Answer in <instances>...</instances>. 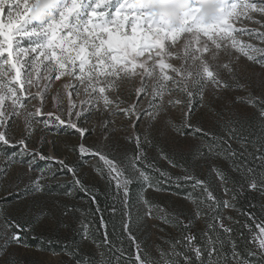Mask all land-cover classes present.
<instances>
[{
  "label": "snow or ice",
  "instance_id": "6c2138e0",
  "mask_svg": "<svg viewBox=\"0 0 264 264\" xmlns=\"http://www.w3.org/2000/svg\"><path fill=\"white\" fill-rule=\"evenodd\" d=\"M181 2L60 0L55 7L41 5L37 20L29 11L34 0H0V189L5 192L0 199H35L45 192L42 181L66 172L95 213L64 205L62 215H93L91 221H80L82 240L109 253L99 251V261L77 258L78 247L41 235L35 251L49 255L31 264H264V204L259 214L256 204L250 203L247 212L237 206L245 190L264 196V95L250 90L244 97L229 95L248 88L238 75L249 72L248 64L258 66L260 71L249 75L264 87V0H208L207 16L198 0H188L176 23L151 11L160 8L171 15ZM124 85L127 96L121 91ZM237 103L257 109L255 124L238 114ZM93 115L101 119L99 135L90 141L97 131L96 125L87 126ZM17 121L23 123L19 137L12 131ZM149 150L155 151L152 160ZM69 156L74 157L71 163ZM37 161L45 167L37 170ZM253 162H258L255 167ZM12 165L27 167L29 181L22 189L20 181L5 183ZM204 166L222 196L209 179L195 174ZM88 169L107 185L110 214L120 216V246L109 235L99 189L85 183ZM34 171L39 175L32 178ZM135 182L142 188L133 201L130 186ZM189 184L192 191L183 196L192 205L187 216L168 211L149 195L150 190L180 196L173 188ZM231 211L245 219L226 214ZM47 216L40 213L21 222L0 209V264H14L7 258L9 245L31 247L29 236L36 240L37 228L48 227L41 222ZM201 219L205 228L198 238L191 229ZM160 224L181 231L165 241L169 250L157 245V259L133 227L164 231ZM237 238L245 242L244 251Z\"/></svg>",
  "mask_w": 264,
  "mask_h": 264
},
{
  "label": "rangeland",
  "instance_id": "374dc122",
  "mask_svg": "<svg viewBox=\"0 0 264 264\" xmlns=\"http://www.w3.org/2000/svg\"><path fill=\"white\" fill-rule=\"evenodd\" d=\"M153 0H139V3L142 5H147L152 3ZM188 0H182L180 4L177 5L175 12L171 15H167L163 9L160 8H153L151 11H153L155 14H165L167 16V19L171 23H176L180 17V15L183 14L184 11H186V4ZM198 2L202 5L201 11L202 13L207 16L209 14V8H208V0H198ZM60 3V0H34V4L31 8H29V11L32 12L34 19L39 20L40 14H39V8L41 5H48L50 7H55ZM6 22V17H5ZM239 27L240 25H236ZM249 27H257L254 24H248ZM178 43H181L178 41ZM173 63H178V61H173ZM242 63H247L246 61H243ZM249 72H240L238 73L240 77V83L246 84L248 88L246 90H239L233 93H229L230 96L233 98L235 96H241L244 97L247 95V92L250 90L254 95L260 96L264 95V87H261L258 85V81L255 75H249V73L256 72L258 73L260 69L258 66H254L251 64H248ZM128 86L124 85L122 87V94L124 96L128 95ZM207 99V94H206ZM197 108L199 109V105H197ZM235 108L238 112V114H246L247 120H251L256 123L254 117L257 113V109L250 107L249 105L243 104V103H237L235 105ZM200 111H206V109H199ZM175 115L179 117L180 112L179 110H175ZM101 119L98 115H93L89 117L88 121V127H92L93 125L97 126V131L92 133L89 140H94L99 135V124L98 121ZM215 119V117H213ZM229 119V116L227 113L224 115V120ZM118 125L121 123L120 120H117L116 122ZM205 128H208L210 126L209 121H205L204 125ZM23 130V123L22 121H17L16 124L13 125L12 131L15 133L17 137L21 135V132ZM215 131L219 132V128H214ZM126 133L124 132H118L117 135L124 136ZM223 135V133H220ZM39 133H37V136ZM121 143H124L121 141ZM193 144L199 143L198 141H192ZM35 144V138L33 139V146ZM233 147H237L238 145L233 141L232 142ZM11 151V149H9ZM155 157V151L149 150V160H152ZM74 157L69 156L68 162L71 163L73 161ZM158 165L162 167H168V165L163 161H156ZM0 165H3V158H0ZM45 167L44 161H37L35 168L38 170L40 168ZM173 172L174 175H181L179 169H169ZM195 174L199 176L202 179H209L212 183L213 187L215 188L216 194L218 196H222L223 194L220 192L219 188L216 187V183L214 179L208 175L207 172V166L204 167H197L195 170ZM27 172V167H21L19 165H12L11 169L9 170L8 178L5 181V183H15L16 181H20V188L22 189L25 184L29 181V175L25 174ZM88 175L85 177V183H89L91 185H94L95 188L99 189V192H104L106 194L107 202H112L111 196L108 193L107 185L104 181H101L98 177H96V174L92 172L90 169L87 170ZM39 175L38 171H34L31 173L32 178H35V176ZM50 174L45 173V176H49ZM72 177L70 174L65 173H57V175L54 178L45 179L42 181L45 184V192L43 195H40L33 199V197L29 196L26 199H22L19 202H16L13 198L9 197L7 200L0 199V209H4L6 214H22L24 213L25 209H30L29 212L25 213L28 214V216L37 215L40 211V207H43L47 209L48 216L44 218L41 222L45 225H48L47 228L41 230L40 228H37L36 234L37 235H44L49 234L52 232L53 229H57L61 236H64L67 234V224H68V218L64 217L62 219H59L61 216V208L59 205H62L64 202H85L84 198L82 196H86L83 192H80L78 190L73 189V185L71 183ZM131 189H134L135 191V199L137 194L141 191L142 184L140 182H135L131 186ZM173 188V192H174ZM182 190L184 192L180 196H168L167 194H164L163 196H159L156 194H152L149 190L150 197H155L158 202L165 205V207L168 209V211H177L182 212L183 215L187 216L190 215V209L192 208V205L183 198L184 194L191 192L192 188L189 185H185ZM72 192L73 194L71 196H66L65 193ZM5 195V192L0 189V197H3ZM262 200H264V197L262 196ZM56 202V203H55ZM231 212H226V214H231ZM2 222V221H0ZM156 223V222H153ZM202 221L198 220L195 223V228L201 226ZM160 228H163L164 231H159L157 228H149L148 230H144L142 228H138L139 231V238L143 241L144 247L149 251L153 257L159 258L158 253L156 251L157 245L163 247L165 250H169V245L165 243L166 240L170 238H176V232L174 228L169 227L168 225L160 224ZM80 229V222L78 221L75 225V230ZM4 243L3 238L0 237V245ZM81 246L84 248H87L92 252V254L95 256L96 261H99L101 257L98 255L99 251H102L101 249H97L96 246L92 243L86 242L82 240L81 238ZM8 257L12 261H14V264H31L33 260L40 259L41 257H47L49 255L48 252H37L32 249L24 248L17 245H9L8 247ZM107 256V255H106ZM65 260L68 258L64 257ZM75 264V263H73Z\"/></svg>",
  "mask_w": 264,
  "mask_h": 264
},
{
  "label": "trees",
  "instance_id": "16d2710c",
  "mask_svg": "<svg viewBox=\"0 0 264 264\" xmlns=\"http://www.w3.org/2000/svg\"><path fill=\"white\" fill-rule=\"evenodd\" d=\"M256 131H257V133H259V128L258 127L256 128ZM250 150H251V148H250ZM256 163H258V162H253L252 166L255 167ZM231 175H233L236 179H239L237 174L231 173ZM177 191L181 192V194L184 192V190H182V189H174V192H177ZM131 196H132V199L134 200L135 199V191H134V189H131ZM81 197H83L85 199L84 200L85 202H64L62 205H59L61 210L63 209L64 205H71V206H73L75 208L83 209L86 213L88 212L89 209H91L92 213L94 214L95 213V208L91 204V201L88 199V197L87 196H82V195H81ZM98 200L100 201V206L102 208H105L104 218L109 221V229H108L109 235L112 238V240L115 241L116 245L120 246V238L123 235L122 231L120 230V216L117 215V216L113 217L110 214L108 209L111 207L112 202H107L106 194L104 192H102V193L99 192ZM250 203L251 204H256L258 206L256 211L259 214V205L260 204H264V200H262V196H261V194L259 192H248L247 190H245L244 194L239 197V199L237 201V206H238V208H241L243 211L247 212V211L250 210L249 209V204ZM40 208L41 209H40V211L38 212L37 215H39L40 213H47V211H48L47 209H45L43 207H40ZM6 215L12 216L13 218L21 217V222H23L25 219L31 220V218L33 216V215L32 216L31 215L28 216V214H24L23 216H22V214H6ZM229 215H232L233 217H236L237 219H239L241 221H243L245 219L244 216L239 215L236 211H233ZM62 218H63V215H62V212H61V216L59 217V219H62ZM67 218H68V224H67V234L66 235L61 236L59 231L55 228L49 234H44L42 236L46 240L47 239H52L54 241L58 240L60 242V244L67 243L71 247H78L80 251H79V256L77 258H81V257L87 256V257H89L91 259L96 260L95 256L92 254V252L90 250H88L87 248H84L83 246H81L80 241H81L82 237L80 235V229L79 230H75V225H76V223L78 221L80 222L81 219H84L86 221H91L94 218L93 215H85L84 217H81L80 213L76 212V213H71ZM201 221H202L201 226L195 228V225H194V227L191 229V231L193 233H195L198 238L200 236L201 231L204 230V228H205V221L203 219H201ZM225 223H228V222L225 221ZM95 224L98 227V225H99V217L98 216H95ZM113 224L116 225V230L115 231H113V228H112ZM233 227L237 229V232L245 231V233H246V230L241 229L239 227V225H233ZM133 230L136 232L137 236L139 237V231H138V228L135 227V225L133 227ZM174 230L176 232V237H178L180 235V231L181 230L177 229V228H174ZM39 236H41V235H37L38 238L36 240H33L31 238V236H29V238L27 240V243L31 247H29L28 249L35 250V246L38 243H40ZM237 243H238V246H239L240 250L244 251L245 242L243 240L237 238ZM60 244L56 245L57 250H59ZM123 244H124V247L126 248L127 251H129V252L132 251L131 247L129 246V242L126 239L124 240ZM225 248H226V251L229 250L227 244H226ZM101 250L105 251L106 255H109L107 250H104V249H101ZM73 263H75V262L73 261Z\"/></svg>",
  "mask_w": 264,
  "mask_h": 264
}]
</instances>
